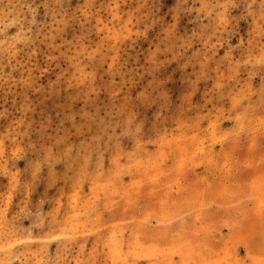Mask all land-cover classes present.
Returning <instances> with one entry per match:
<instances>
[{"label":"rangeland","instance_id":"374dc122","mask_svg":"<svg viewBox=\"0 0 264 264\" xmlns=\"http://www.w3.org/2000/svg\"><path fill=\"white\" fill-rule=\"evenodd\" d=\"M0 264H264V0H0Z\"/></svg>","mask_w":264,"mask_h":264}]
</instances>
